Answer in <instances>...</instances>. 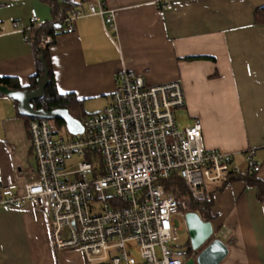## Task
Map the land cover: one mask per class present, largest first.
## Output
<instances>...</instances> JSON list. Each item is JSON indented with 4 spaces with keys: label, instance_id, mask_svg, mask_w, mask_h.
<instances>
[{
    "label": "crops",
    "instance_id": "crops-1",
    "mask_svg": "<svg viewBox=\"0 0 264 264\" xmlns=\"http://www.w3.org/2000/svg\"><path fill=\"white\" fill-rule=\"evenodd\" d=\"M75 1L87 11V2ZM162 1L105 0L117 13L115 30L107 32L101 16L85 15L68 33L50 0H0V80L29 90L38 73L32 42L14 27L30 28L34 10L36 27L56 21L55 40L46 43L58 93L79 102L72 116L104 111L123 71L151 85L178 81L186 98L180 114L200 121L204 148L234 156L242 175L244 154L254 151L255 176L264 180V13L256 16L264 0H171L170 9ZM28 119L18 101L0 93V176L12 177L20 194L36 172ZM221 185L211 187L214 237L228 250L220 264H264V203L256 188L244 181ZM192 253L186 264H197ZM0 264L87 261L79 251L55 250L49 218L29 201L21 209L0 207Z\"/></svg>",
    "mask_w": 264,
    "mask_h": 264
},
{
    "label": "built area",
    "instance_id": "built-area-1",
    "mask_svg": "<svg viewBox=\"0 0 264 264\" xmlns=\"http://www.w3.org/2000/svg\"><path fill=\"white\" fill-rule=\"evenodd\" d=\"M161 6L170 9L171 0ZM85 15L101 16L107 32L116 28L117 13L106 9L105 0H89L87 11L77 9L64 19L67 32H74V23ZM37 22L33 10L30 28L14 27L28 39ZM185 106L180 82L151 85L123 71L110 104L82 121L81 136L65 137L49 121L31 119L35 176L23 194L12 177L0 176V207L21 209L34 202L50 220L55 250L79 251L87 264H186L194 254L173 245L181 213L166 183L176 174L193 197L201 198L206 188L242 171L234 156L204 148L197 118L182 125L177 110ZM94 152L104 167L100 177L85 158ZM244 160L248 174L259 172L254 151H247Z\"/></svg>",
    "mask_w": 264,
    "mask_h": 264
},
{
    "label": "trees",
    "instance_id": "trees-1",
    "mask_svg": "<svg viewBox=\"0 0 264 264\" xmlns=\"http://www.w3.org/2000/svg\"><path fill=\"white\" fill-rule=\"evenodd\" d=\"M89 0H80V2H88ZM50 4L53 7V15L55 20H60L59 22L64 21L67 17H69L78 7V3L75 0H50ZM264 9L258 10L256 12L257 17L263 16ZM55 22L48 23L43 26H39L36 28H31L28 32V41L32 42L35 48V54L37 57V66H38V73L32 79V84L28 88L29 90H34L37 87V78L41 76L44 72L43 64L38 60L41 52L39 51L40 48L44 49V56L45 62L50 71V80L51 83L47 86L45 91V97L35 102V108L37 110H46V111H53L57 109H72L78 106L79 102L73 95H61L58 93L56 84L54 81L53 72L51 70V63L48 54V46L49 43L47 41L54 42L55 37L57 35ZM1 84H5L9 86L13 90H20L24 91L23 88L17 81L11 79H2L0 80ZM87 117V116H86ZM85 117V118H86ZM81 119L82 121L85 119ZM31 118L28 119L30 121ZM55 132H59L61 130L66 131L65 123L62 120H54L53 121ZM86 160L93 162L97 167V173L94 175L95 177H100L104 174V167L102 164L101 157L94 153H88L86 155ZM232 181H244L247 185L253 186L256 188V196L259 202L264 203V180L257 179L254 174L244 173L236 175L230 173L226 182L222 183L221 186L225 185L226 183ZM166 190L169 193H172L179 205V211L181 214H186L189 212L196 213L202 221L205 222H212V208H213V197H212V190L211 188H206L204 191V195L201 198L195 199L191 195V192L188 190L185 182L182 178L178 175H173L171 179L166 183ZM187 249L192 253L190 243L186 246Z\"/></svg>",
    "mask_w": 264,
    "mask_h": 264
},
{
    "label": "water",
    "instance_id": "water-1",
    "mask_svg": "<svg viewBox=\"0 0 264 264\" xmlns=\"http://www.w3.org/2000/svg\"><path fill=\"white\" fill-rule=\"evenodd\" d=\"M38 60L43 64V74L37 79V88L34 90H13L0 85V93L18 101L19 112L31 119H44L47 121L62 120L67 132L72 136H81L84 128L81 120L71 115L68 109H57L53 111L37 110L34 102L45 97L47 86L51 83L50 71L45 62L44 50ZM191 250L196 252L197 264H220L227 256L228 250L225 244L215 239L212 224L202 221L196 213L189 212L184 215Z\"/></svg>",
    "mask_w": 264,
    "mask_h": 264
},
{
    "label": "rangeland",
    "instance_id": "rangeland-1",
    "mask_svg": "<svg viewBox=\"0 0 264 264\" xmlns=\"http://www.w3.org/2000/svg\"><path fill=\"white\" fill-rule=\"evenodd\" d=\"M180 112H181V110H177L178 119L182 123V125H186L187 122H189V121H187V119H184L183 114H180ZM49 122H50L52 128L55 129L53 121H49ZM59 132H62L65 137L69 136V134L66 133V131L64 129L59 131ZM71 163L72 162H70V164ZM193 198L198 199L196 197H193ZM176 222H177V227L179 228V232H178V238L176 241H174L173 245L178 246V247H186L189 243V233L187 230L184 214H179L176 218ZM219 238H220V235H219ZM136 257L138 260H140L138 254H136Z\"/></svg>",
    "mask_w": 264,
    "mask_h": 264
}]
</instances>
